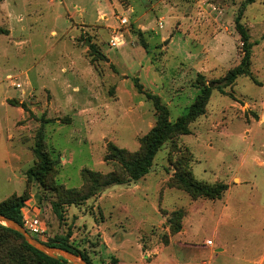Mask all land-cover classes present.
Here are the masks:
<instances>
[{
    "label": "rangeland",
    "instance_id": "374dc122",
    "mask_svg": "<svg viewBox=\"0 0 264 264\" xmlns=\"http://www.w3.org/2000/svg\"><path fill=\"white\" fill-rule=\"evenodd\" d=\"M243 2L0 0V201L21 197L20 213L37 215L47 229L34 236L70 232L92 264H264V0ZM240 11L250 73L228 84L244 54ZM113 31L121 36L115 46ZM204 87V112L187 134L161 144L145 176L79 202L84 170L125 177L105 160L110 144L142 151L157 118L147 93L174 122ZM39 132L56 162L45 182L32 175ZM183 169L227 189L218 198L191 197L171 184ZM233 201L240 229L228 237L231 254L250 256L239 262L210 233L229 222L219 205ZM20 241L0 242V264H37Z\"/></svg>",
    "mask_w": 264,
    "mask_h": 264
},
{
    "label": "trees",
    "instance_id": "16d2710c",
    "mask_svg": "<svg viewBox=\"0 0 264 264\" xmlns=\"http://www.w3.org/2000/svg\"><path fill=\"white\" fill-rule=\"evenodd\" d=\"M255 0H244L243 3L250 4ZM242 3V4H243ZM241 11L236 17V28L239 31L242 40L243 56L240 63L227 72L224 77V81L228 84L232 83L237 76L248 75L249 72V60H250V47L248 42L249 36L243 25L239 23V16ZM139 87V86H138ZM140 89V87H139ZM210 89L204 87L199 94L196 95L194 101L189 105L187 111L179 116L174 122L168 120V110L164 104L161 103L160 98L157 95L147 93V97L151 99L153 107L157 112V118L153 127L148 133L141 138L142 151L139 153H129L124 149H120L112 144L108 147V153L105 155L106 161H116L125 173V177H120L114 172H110L106 175H93L88 170L83 171V191L74 192V196L79 197V202H83L91 196H95L97 192L104 188H108L112 185L130 184L136 182L141 177L145 176L152 165V161L159 150L161 144L175 135L187 134L188 124L194 120L197 116L204 112L205 104L209 97ZM42 136L38 133V139L36 145L33 148V154L37 159V166L33 169L32 175L36 177L40 182H45L46 178L53 173L55 160L51 158L49 153L43 149ZM31 169L28 170L30 172ZM171 184L175 187L187 192L191 197L205 196L207 198H218L220 194L227 189L226 184H206L195 180L187 169L177 171L174 173L171 179ZM68 193L73 191L65 190ZM23 199L21 197L12 196L3 201H0V213L17 221L19 224H23L20 207ZM53 212L58 219L62 218L61 210L58 209L57 204H53ZM174 215V214H173ZM181 211H175L173 231H179ZM13 236L20 239L21 246L27 250L36 260L37 264H68L60 256L52 258L46 254L36 250L27 244L23 237L16 231L0 223V242L4 241L7 236ZM70 232L65 235L56 236L48 241H43L46 244L54 247H59L72 252L75 255H79L87 264H92L88 254L84 250H80L73 246L69 242ZM2 239V240H1ZM38 239V238H37ZM42 241V240H41ZM14 252H11V259H15ZM22 262L23 260L20 259Z\"/></svg>",
    "mask_w": 264,
    "mask_h": 264
},
{
    "label": "water",
    "instance_id": "95a60500",
    "mask_svg": "<svg viewBox=\"0 0 264 264\" xmlns=\"http://www.w3.org/2000/svg\"><path fill=\"white\" fill-rule=\"evenodd\" d=\"M0 223L19 233L27 244L49 257L57 258L60 256L68 264H87L81 256L59 247L50 246L36 237L31 236L21 224L1 213Z\"/></svg>",
    "mask_w": 264,
    "mask_h": 264
},
{
    "label": "crops",
    "instance_id": "0c3cea01",
    "mask_svg": "<svg viewBox=\"0 0 264 264\" xmlns=\"http://www.w3.org/2000/svg\"><path fill=\"white\" fill-rule=\"evenodd\" d=\"M14 123H15V119L12 120V126L13 127H14ZM219 206H220L218 208V210H219V212H218L219 213V216L220 215H223L224 213H226L227 214L226 216L228 217V219H229L228 221L229 222L226 223L225 226L222 227V228L218 224L214 228V230L210 232L211 235L215 236L216 239H218L219 241H222L223 242V244L225 245V247L228 248L227 249V251H229L228 256L230 258H232L234 261L235 260H237V261L239 260L240 261L242 257H246V256L247 257H250V256L246 255L245 253L243 254V253H240V252H239V254H240L239 256L238 255L237 256H233L231 254L232 251L230 249V240H228V237L230 236V232L232 233L233 237H235V233H234L235 231L234 230H237V229L239 230L240 229V227H236L238 225V223L236 224V222H237V219L236 218H237V212H238V209L236 207V203L234 204V201H233V202L229 203L227 206L225 205V207H224L225 209H222L221 205H219ZM231 206H233V207L231 208ZM211 212L212 213H214V212L216 213L217 211H216V209L212 208L211 209ZM251 234H254V233H251Z\"/></svg>",
    "mask_w": 264,
    "mask_h": 264
},
{
    "label": "built area",
    "instance_id": "2783aa9c",
    "mask_svg": "<svg viewBox=\"0 0 264 264\" xmlns=\"http://www.w3.org/2000/svg\"><path fill=\"white\" fill-rule=\"evenodd\" d=\"M119 24L121 26L127 24V18H119ZM120 37L121 36H119L118 34H116L115 31H113L109 40L110 45L115 46L119 42ZM21 218L23 222L22 226L31 236L36 237L34 235H37L39 237H43L46 234L47 229L44 225V222L37 215H30L29 217H27L25 214H23V212H21Z\"/></svg>",
    "mask_w": 264,
    "mask_h": 264
}]
</instances>
